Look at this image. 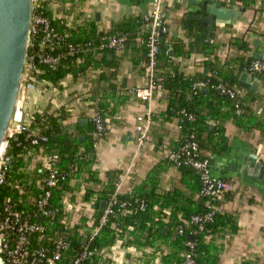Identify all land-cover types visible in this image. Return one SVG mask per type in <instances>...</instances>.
I'll list each match as a JSON object with an SVG mask.
<instances>
[{
  "label": "trees",
  "instance_id": "16d2710c",
  "mask_svg": "<svg viewBox=\"0 0 264 264\" xmlns=\"http://www.w3.org/2000/svg\"><path fill=\"white\" fill-rule=\"evenodd\" d=\"M86 1L37 0L34 13L48 17L55 29L64 33L67 40L74 45H85L91 41L98 44L102 37H127L123 52L139 51L142 57L135 54L136 63L144 60L147 64L149 32L143 29L141 18H129L120 23H113L109 32L97 30L94 20L86 21L76 29L70 28L68 19L79 16L78 13L85 8ZM224 1L231 5L238 4L245 11L264 12V0ZM253 28L256 30V27ZM252 31L247 29L244 35L234 36L233 43L237 53L234 55L231 52L227 58H223L219 54V48L212 43L207 44V51L202 48L200 51L207 54V63H204V67L197 64L200 66L197 76L180 72L179 63L176 62L177 58H183L184 55L188 57L197 51V45H185L181 38L170 37L169 33L166 35L169 37L167 42L160 41L154 70L155 98L160 94L159 101L166 105L163 115L177 120L179 132L178 141L174 146L163 150L165 153L162 161L165 167L177 170L181 176L180 183L175 188L163 189L160 172H151L140 187L117 193L112 214L92 241L89 240L91 231L98 227L99 218L105 210L102 203L108 204L116 193L115 180L103 182L97 179L98 173L93 168V160L89 156L94 153L95 143L100 145L105 141L108 134L106 122L104 121L106 131L103 137L97 136L95 126L87 127L91 138L81 145L77 138L71 139L72 132L69 127L74 123L71 109L58 107V102L48 97V93L53 88L63 89L66 81L77 83L84 75L93 71H100V78L110 81L105 68H113L111 75L114 76L116 67L111 66L109 53L103 52L81 53L62 61L58 68L37 63L31 75L26 71V79H33L37 83L36 92L22 94L25 114L29 119L27 126L30 131L46 135L49 141L42 146H33L25 139V135L8 139L5 181L0 185V215L6 216L9 210L13 209L45 227L43 235L34 234L30 237L32 252L44 249L47 255L51 256L58 238L69 240L71 246L63 253L58 264H69L74 255L85 246L96 249L97 252L83 264H185L186 256L191 251L195 254L196 264H222L239 233L237 216L222 210V202L233 195L234 191L231 189L214 202L209 197L200 195V174L184 161L180 164L170 161L168 154L172 151L181 152L186 146L191 152L192 144H196L197 159L211 162L214 157L230 149L228 122L234 123L246 134L259 131L264 136V109L256 112L253 107L264 102V93L259 95L250 91V94H244L239 87L241 75L250 73L251 64L255 61L253 57H249L251 44L248 36ZM38 45H35L34 50H38ZM170 48L175 52L173 57L168 54ZM32 50L30 47L29 54ZM46 51L52 52L49 48ZM205 68L207 74H204ZM140 70L142 71L141 68ZM144 73L147 75L145 70ZM252 75L264 86V71ZM198 82L207 84V93L194 87ZM218 84L234 89L235 97L217 90L215 86ZM110 95L113 96L99 90L92 96L85 95L84 100L86 99L91 107L94 102L93 106L102 111L104 119L106 113L113 114V111L108 109V102L114 103L115 97ZM29 100L34 101L33 107H29ZM37 101L39 104L35 103ZM190 115L193 120L189 118ZM211 122L216 124L214 130H211ZM64 129H68L67 133ZM80 145L85 150L78 151ZM46 153L59 156L60 170L66 174L65 180L53 190L50 199L49 207L58 210L53 219L42 217L38 209V199L46 190L47 171L42 163ZM81 173L85 174L86 180L82 181L84 192L78 212L81 216L76 222L75 219L67 218V213L61 209L66 198L75 205L77 189L74 185L77 183L74 182H78ZM223 180L233 185L232 181ZM97 183L102 186L100 189L96 188ZM136 199L144 203L143 209L135 205L123 206L124 203H133ZM209 206L215 211L212 220L200 224L193 223L192 217L210 212ZM83 208H88L84 216L81 214ZM189 243L194 245L193 249L189 247ZM118 248L123 253L121 259L115 256ZM243 264H251V261H243Z\"/></svg>",
  "mask_w": 264,
  "mask_h": 264
},
{
  "label": "crops",
  "instance_id": "0c3cea01",
  "mask_svg": "<svg viewBox=\"0 0 264 264\" xmlns=\"http://www.w3.org/2000/svg\"><path fill=\"white\" fill-rule=\"evenodd\" d=\"M152 1L87 0L85 8L83 7L79 11V16L75 19L73 17L68 19V24L70 28L76 29L86 21L94 20L97 23V30L109 32L113 23H120L129 18H142L150 11ZM217 1L223 2L224 7L234 9L242 14L235 23H216L209 43L216 45L219 48V54L223 58H227L231 52L234 55L237 53V48L233 43L234 36H242L247 29H252L253 31L248 36L251 44L249 57L255 59L257 53L264 54V12L245 11L238 4L231 5L224 0ZM207 4V0H164L170 37L181 38L183 44H193L199 48L188 57L184 55L183 58L176 59L180 72L188 75H199L200 66L198 65L204 67V63H207V54L200 50L204 48L207 51L209 43L204 42L207 38V30L201 28V22L187 20V17L204 14L203 9L207 8ZM258 5H261L259 1ZM253 27H256V30ZM202 34L205 36L202 37ZM168 40L169 37L165 36V42ZM170 49L173 50V48ZM108 53H112V56L108 54L111 66L116 67L114 76L111 75V70L114 71L113 68H105L106 75L111 79V82L103 81L100 78V71H93L89 75H84L77 83L66 81L58 94L54 89H50L48 97L58 102L56 104L58 107L71 109L74 122L69 127L72 132L70 133L71 139L77 138L83 145L91 138V133L86 128L89 126L94 128L91 113L95 107L93 106L94 102L92 107L88 106L87 100H84L85 95L92 96L99 90L113 94L114 103L108 102V109L113 111V114L106 113L104 118L108 129L107 137L94 149V153L89 155L93 160L92 166L98 173L97 179L99 178L103 182H108L109 179L115 180L117 193L128 192L134 187H140L151 172L159 171L161 187L166 190L175 188L179 185L181 176L177 170L165 167L162 159L165 153L163 150L174 146L178 141L177 120L163 115L166 105L159 101L160 94L158 98L154 97L150 106L129 94L130 89L144 86L147 81V75L144 73V70L146 72V61L136 63L134 58L135 54L142 57L141 52L131 50L129 53H125L120 50ZM174 53L173 50L171 54H168L173 57ZM204 74H207L206 68ZM253 78L249 75L247 83H251ZM241 89L244 94H250V91L257 92L259 95L264 93V86L260 80L257 90ZM30 102L29 107H33L34 101ZM37 102L35 103L39 104V101ZM253 107L256 112L260 111L262 108L264 109V102L255 104ZM149 112H151V119L148 139L142 149L138 150L135 132L137 118L146 117ZM80 120L84 121L83 124L79 123ZM60 123L66 122L60 121ZM215 125L214 122H211V130L215 129ZM227 129L230 149L228 152L214 157L210 166L214 177L233 182L234 194L222 202V210L232 212L237 216L239 233L236 235L234 244L228 249V254L225 255L222 264H243V261H251V264H263L264 177L259 180L249 172L252 171L251 165L254 163L262 164L264 169V136L259 131L246 134L232 122H228ZM65 131L67 133L68 129H64ZM81 145L78 146V151L85 150ZM115 173L117 174L115 175ZM85 180V174L81 173L78 182H74L77 183L74 185L77 190L75 193L76 203L73 205L78 212L84 192L82 181ZM101 187L100 184H96V188L100 189ZM85 212H88V208H83L81 214L84 216ZM118 249H116L115 256L121 259L123 253ZM118 262L121 263L120 260Z\"/></svg>",
  "mask_w": 264,
  "mask_h": 264
},
{
  "label": "built area",
  "instance_id": "2783aa9c",
  "mask_svg": "<svg viewBox=\"0 0 264 264\" xmlns=\"http://www.w3.org/2000/svg\"><path fill=\"white\" fill-rule=\"evenodd\" d=\"M34 0V10L36 8V2ZM143 29L149 32L147 39V81L144 86L135 87L130 89L129 93L134 97L144 101L150 106L155 97L156 82L154 80V70L156 60L159 55V43L162 37H165L169 33L167 10L164 6V0H153L150 11L143 15L141 18ZM127 43V37H102L101 41L96 44L91 42L85 45H74L67 40V36L58 32L52 25L51 20L43 15L33 13L31 36L29 42V48L33 50L27 58L26 71L28 74L35 69L37 63L45 66L59 65L62 61L74 58L77 55L84 53H103L111 51L122 50ZM38 45V50L35 49V45ZM62 47V48H61ZM49 48L50 51H46ZM250 76L252 74L261 73L264 71V60H255L250 67ZM29 80L24 78L23 93L27 95L37 91V83L30 78ZM51 87L53 85L50 84ZM196 89H202L207 87L205 82L195 83ZM215 88L221 93L235 97L236 92L232 88H227L222 84H218ZM55 93H59L60 89L53 88ZM25 102L21 99L16 107L12 127L9 131V137L13 138L18 135H25V139L33 146H42L49 141V138L41 133H36L28 129L29 120L26 117ZM189 118L193 120V116ZM151 112L146 117H138L137 124L135 126L136 140L138 150L142 149L148 139L149 127H150ZM91 120L96 128L97 136L103 137L106 131L102 111L93 108L91 113ZM99 146L98 143L94 144V148ZM188 146L184 147L181 152L172 151L168 154L169 160L176 164H180L181 161L194 168L199 174L202 182V189L200 195L209 197L211 201H216L224 193L231 191L232 185L224 181L221 178L214 177L211 172L210 162L208 160H199L195 154L197 148L196 144H192V150H187ZM7 149V148H6ZM46 151V148H44ZM184 157V159H183ZM6 150L0 158V185L5 181L4 167L6 165ZM43 167L47 171L45 180V192L40 195L38 199V209L42 217L55 218L58 213L57 209L50 208V199L52 198L53 190L59 186L62 180H65L66 174L60 170L59 156L55 153H46L42 160ZM117 192L112 196L110 202L106 204L103 215L99 218L98 227L91 231L89 240L92 241L98 235L100 229L106 224L110 214H112L113 202L116 200ZM135 205L139 209L144 208V203L139 199H136L133 203L126 202L124 207ZM210 212H206L203 215H196L192 217V222L195 224L211 221L215 211L212 210V206H209ZM67 213V218L75 219L78 221L81 215L78 214L77 208L66 198L63 202V208L61 209ZM45 227L39 223H34L31 218L25 216L22 212L16 210H9L6 216L0 215V261L1 264H58L62 260V255L67 251L71 243L64 237L58 238L54 244V251L51 256L47 255V251L39 249L36 251L30 250V237L34 234L43 235ZM191 249L194 245L188 244ZM96 249H91L89 246H85L79 253L74 255V258L69 264H83L85 261L90 260L96 253ZM185 264H196L195 254L193 251L186 256Z\"/></svg>",
  "mask_w": 264,
  "mask_h": 264
},
{
  "label": "water",
  "instance_id": "95a60500",
  "mask_svg": "<svg viewBox=\"0 0 264 264\" xmlns=\"http://www.w3.org/2000/svg\"><path fill=\"white\" fill-rule=\"evenodd\" d=\"M207 2V8L203 9L204 14L188 16L187 20L201 22V28L207 30L204 42L209 43L216 23H235L242 13L224 7L221 1ZM33 13L34 0H0V158L7 148L13 116L23 91ZM204 36L202 34V37ZM161 41L164 42L165 37H162ZM172 52L170 49L169 53ZM109 55L112 56V53ZM255 60H264V54L257 53ZM58 67L59 65H55V68ZM248 76V73L241 75L239 86L257 90L259 79L254 77L251 83H247ZM202 92H208V88H203ZM83 122L79 121L80 124ZM251 167L250 174L259 180L264 177L262 164L254 163ZM102 207L106 208L105 202Z\"/></svg>",
  "mask_w": 264,
  "mask_h": 264
},
{
  "label": "bare ground",
  "instance_id": "6f19581e",
  "mask_svg": "<svg viewBox=\"0 0 264 264\" xmlns=\"http://www.w3.org/2000/svg\"><path fill=\"white\" fill-rule=\"evenodd\" d=\"M1 264V263H0Z\"/></svg>",
  "mask_w": 264,
  "mask_h": 264
}]
</instances>
